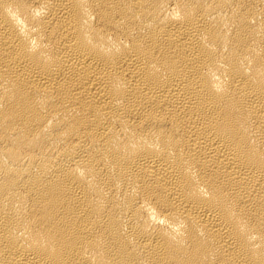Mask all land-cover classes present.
I'll list each match as a JSON object with an SVG mask.
<instances>
[{
  "label": "bare ground",
  "instance_id": "1",
  "mask_svg": "<svg viewBox=\"0 0 264 264\" xmlns=\"http://www.w3.org/2000/svg\"><path fill=\"white\" fill-rule=\"evenodd\" d=\"M0 264H264V0H0Z\"/></svg>",
  "mask_w": 264,
  "mask_h": 264
}]
</instances>
